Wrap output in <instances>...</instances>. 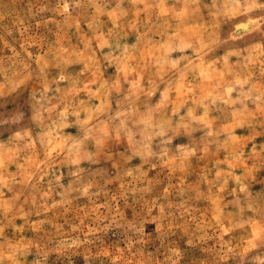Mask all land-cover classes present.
Returning <instances> with one entry per match:
<instances>
[{"label":"rangeland","instance_id":"obj_1","mask_svg":"<svg viewBox=\"0 0 264 264\" xmlns=\"http://www.w3.org/2000/svg\"><path fill=\"white\" fill-rule=\"evenodd\" d=\"M0 264H264V0H0Z\"/></svg>","mask_w":264,"mask_h":264}]
</instances>
